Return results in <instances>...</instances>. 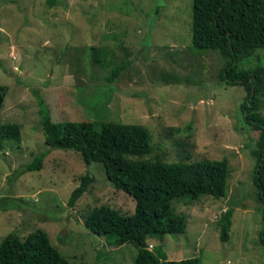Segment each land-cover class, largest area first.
Returning <instances> with one entry per match:
<instances>
[{"label": "rangeland", "instance_id": "rangeland-1", "mask_svg": "<svg viewBox=\"0 0 264 264\" xmlns=\"http://www.w3.org/2000/svg\"><path fill=\"white\" fill-rule=\"evenodd\" d=\"M191 0H0V86L6 87L0 122L20 127L18 144L0 149V241L40 229L69 264H133L136 249L83 227L95 207L133 213V200L105 180L101 164L85 167L74 151L43 143L36 97L50 120L136 124L150 134L147 161L172 163L225 159L223 197L170 202L185 216L181 234L146 238L167 260L199 258V264H264L259 244L262 205L252 184L258 131L244 124L239 86L218 78L221 56L192 53ZM126 69L107 83L111 67ZM264 77V51L237 65ZM264 86V81H262ZM259 114L264 117V92ZM44 153L38 171H24ZM187 157V158H186ZM86 173L92 177L69 207L70 192ZM228 239L218 240V222L228 208Z\"/></svg>", "mask_w": 264, "mask_h": 264}, {"label": "trees", "instance_id": "trees-1", "mask_svg": "<svg viewBox=\"0 0 264 264\" xmlns=\"http://www.w3.org/2000/svg\"><path fill=\"white\" fill-rule=\"evenodd\" d=\"M45 3L51 7L54 0H45ZM190 19L191 52L211 50L221 56L223 66L218 78L227 86L242 88L244 97L238 105L239 114L245 125L258 131L252 184L262 205L259 244L264 246V117L258 112L264 77L259 76L257 69L237 68L255 50L264 51V0H191ZM128 64L124 61L111 67L105 81H114ZM5 93L6 87L0 86V109ZM35 97L43 143L48 149L77 152L85 167L101 164L108 184L134 202L130 215H120L107 206L95 207L85 216L83 227L91 234L110 238L115 246H133L136 249L133 264H199L196 257L167 260L159 246L153 251L147 250L145 240L184 232L185 216L172 212L171 201L196 200L202 195L223 197L226 160L164 163L129 159L153 152L146 128L104 121L54 123L42 99ZM19 140L17 124L0 122V149L5 142L18 144ZM44 157V153L34 156L24 171L40 170ZM91 181L88 173L80 178L68 196L69 207ZM232 212L233 208L228 207L218 222V240L222 243L228 239ZM0 264L69 263L50 244L46 233L37 229L22 239L12 232L5 235L0 241Z\"/></svg>", "mask_w": 264, "mask_h": 264}]
</instances>
